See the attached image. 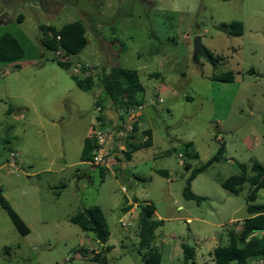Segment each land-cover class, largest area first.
I'll return each instance as SVG.
<instances>
[{"label": "rangeland", "instance_id": "obj_1", "mask_svg": "<svg viewBox=\"0 0 264 264\" xmlns=\"http://www.w3.org/2000/svg\"><path fill=\"white\" fill-rule=\"evenodd\" d=\"M54 2L60 13L51 17L43 12L44 0H0V37L12 35L25 51L19 61L0 62V195L30 230L22 235L0 203V264H98L75 257L95 239L70 222L94 206L108 224L110 261L144 264L138 217L128 229L119 224L121 209L135 201L155 207L161 264H184V244L196 251L191 264H213L219 238L224 244L225 229L237 226L229 220L249 217L252 190L245 184L234 196L222 182L239 174L241 165L250 177L255 162L264 167V0ZM76 21L86 25L88 43L70 58L73 64L137 70L146 92L159 90L163 99L143 113L153 146L130 162L122 158V174L117 169L104 179L99 169L80 163L97 116L94 94L102 89L80 90L72 68H62L40 44L41 25L61 29ZM235 22L243 24L241 36L221 30ZM198 35L209 58L195 62ZM227 72L235 74L233 83L211 79ZM102 99L107 101L105 93ZM103 116L115 119L109 103ZM216 137L226 145L224 157L192 183L205 201H187L182 191L190 171L179 155L192 144L199 156L194 168L200 167L215 155ZM16 152L20 171L11 175L5 164ZM255 204L264 205V190Z\"/></svg>", "mask_w": 264, "mask_h": 264}, {"label": "trees", "instance_id": "obj_2", "mask_svg": "<svg viewBox=\"0 0 264 264\" xmlns=\"http://www.w3.org/2000/svg\"><path fill=\"white\" fill-rule=\"evenodd\" d=\"M243 28L242 23L235 22L229 27H223L221 30L233 36H241ZM39 29L41 32L40 44L45 50L54 53V55L58 50L63 49L70 58L76 57L82 53L88 43L87 27L82 21L67 24L61 29L51 25H41ZM58 38L60 39L58 40ZM24 55L25 51L15 37L10 34H4L0 37V62H16L21 60ZM54 60L65 69H70L73 66L71 61L68 63L60 62L57 60L56 55ZM212 62H214L213 58ZM250 74H254V71L251 70ZM73 78L77 87L83 91H91L94 86H99L107 96V101H103V103H109L117 110V113L121 109L142 103L146 94V90L140 82L138 71L124 69L119 66L110 69L100 67V71L95 78L80 79L74 75ZM211 79L222 83H233L235 74L227 72L213 76ZM145 137H147L146 140ZM126 146L127 151L123 153V159L130 162L134 153L153 146L152 131L144 130L140 132L139 126L136 125L135 134L130 137ZM95 147L96 142L94 139L89 137L85 140L80 163L93 160ZM225 153L226 145L223 143L219 146L214 156L200 167L194 168L199 156L192 150V144L185 145L184 154H182L185 159L183 166L187 171H190L182 191L185 200L194 201L197 204L205 201V198L193 193L192 183L211 165L220 161ZM252 171L254 175L250 177L248 176L246 165H241L239 174L231 176L221 184L227 192L234 196H238L243 191L245 184H250L252 190L247 198L249 217L243 221L239 229L235 225H229L225 229V243L222 244V242L214 249L213 264H250L257 259H264V205L255 204L258 192L264 190V167L260 163L255 162ZM158 173L168 176L164 171H158ZM100 176L101 179L106 176L105 171L102 169L100 170ZM0 203L9 213L17 230L24 236L28 235L30 233L29 228L1 195ZM135 203L139 204L137 249L139 252L143 251L142 262L144 264H161L162 253L154 248L157 239L156 231L160 225L159 221L154 219L155 207L150 203L144 204L139 201H135ZM130 209L131 207L127 206L122 211L125 213ZM70 222L79 226L83 232L91 233L95 241H99L103 245L107 244L110 232L105 215L100 207L94 206L88 210L81 211L73 216ZM182 250L184 264L193 263L196 256L195 249L184 244ZM105 251L90 260L99 264H107L106 254L111 251V248L106 247Z\"/></svg>", "mask_w": 264, "mask_h": 264}, {"label": "built area", "instance_id": "obj_3", "mask_svg": "<svg viewBox=\"0 0 264 264\" xmlns=\"http://www.w3.org/2000/svg\"><path fill=\"white\" fill-rule=\"evenodd\" d=\"M49 35H51L49 33ZM60 38H58L59 40ZM56 58L62 63L70 62V57L66 54L63 49L56 52ZM100 71V67L91 66L85 64H73L72 74L80 79L95 78ZM99 87V86H94ZM93 87V88H94ZM104 91L94 94L96 113L97 116L92 122V135L91 138L95 140L96 147L94 149L93 160L85 162L92 170H104L105 175L108 173L119 171V161L123 158V153L127 151L126 143L130 140V137L135 134V126L140 127V121L146 108L152 107L163 103V99L160 94H145L142 103L133 105L121 109L118 113L114 109L115 119H106L103 116L104 103L103 95ZM105 101V100H104ZM113 112V111H112ZM118 120V121H117ZM140 132H142L140 130ZM147 137H145V140ZM215 142L218 144V148L224 143L221 137H216ZM21 160L18 152L11 154L6 167L10 169V174L15 175L20 171ZM179 164L184 165V157L182 154L179 155ZM123 192L126 193L127 189L124 187ZM130 210L123 214V217L119 220V224L122 228L128 229L132 227L134 221H137L138 217V204L130 203ZM138 235V234H137ZM138 239V238H137ZM99 247L96 248L93 245L89 247H81L78 253L75 254L76 258H93L96 255L105 251V246L99 242L94 241ZM94 244V245H95ZM250 264H264V259H257Z\"/></svg>", "mask_w": 264, "mask_h": 264}, {"label": "crops", "instance_id": "obj_4", "mask_svg": "<svg viewBox=\"0 0 264 264\" xmlns=\"http://www.w3.org/2000/svg\"><path fill=\"white\" fill-rule=\"evenodd\" d=\"M44 2H45V8L43 9V12L45 13V14H49L51 17H55V16H58L59 15V13H60V11L57 9V7L55 6V2H54V0H44ZM158 77H160V76H158ZM155 94L157 93V94H160L161 95V93H160V91L158 90V91H155L154 92ZM146 94H149V93H147L146 92ZM144 115L142 116V118H141V121H140V130L141 131H144V130H151V129H149V128H146V127H144ZM152 131V130H151ZM152 139H153V133H152ZM118 173L119 174H122V170H119L118 171ZM130 203H133V202H128L127 203V205H125L124 206V208L125 207H127V206H129V204ZM142 203H144V204H147V203H149V202H142ZM136 204H138V203H136ZM139 205V204H138ZM123 208V209H124ZM123 209H121V211L123 210ZM123 212V211H122ZM157 216V213H156V210H155V214H154V217H156ZM160 219V218H159ZM246 218H242V219H236V218H231L230 220H229V223L230 224H236L238 227H240L241 226V224L243 223V221L245 220ZM192 221V219L191 218H187V222H191ZM220 225H222V224H217L216 226L217 227H219ZM138 231H136V233H137ZM138 234V233H137ZM219 242L220 243H222V241H223V238H222V235H221V237L219 238ZM138 245V244H137ZM94 247H96V248H99L96 244L95 245H93ZM105 246V248L106 247H110L111 248V250L113 249V246H110L109 244H108V242H107V244H105L104 245ZM154 248L155 249H157V250H161V249H163V245H156V243L154 244ZM182 249H183V245H182ZM111 252V251H110ZM195 254H196V251H195ZM106 257H107V264H114L113 262H111L110 261V259L108 258V256H107V254H106ZM196 257V256H195ZM210 259H211V262L213 263V259H212V257H210ZM91 261V260H90ZM194 262H195V260H194ZM193 262V263H194ZM99 264V263H98ZM205 264H206V262H205Z\"/></svg>", "mask_w": 264, "mask_h": 264}, {"label": "water", "instance_id": "obj_5", "mask_svg": "<svg viewBox=\"0 0 264 264\" xmlns=\"http://www.w3.org/2000/svg\"><path fill=\"white\" fill-rule=\"evenodd\" d=\"M201 57L209 58V54L202 43V37L200 35L194 38V61L198 62ZM211 60V58H210Z\"/></svg>", "mask_w": 264, "mask_h": 264}]
</instances>
